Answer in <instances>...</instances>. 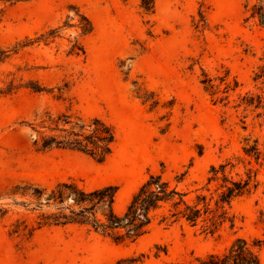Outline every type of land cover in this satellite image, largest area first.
Returning <instances> with one entry per match:
<instances>
[{"label":"rangeland","instance_id":"1","mask_svg":"<svg viewBox=\"0 0 264 264\" xmlns=\"http://www.w3.org/2000/svg\"><path fill=\"white\" fill-rule=\"evenodd\" d=\"M259 3L0 0V264H170L238 237L264 239V24L250 17ZM62 113L110 125L111 153L98 162L35 144L37 130L49 133L42 121ZM251 145L257 156L245 151ZM211 167L250 179L228 209L233 224L214 233L154 222L116 243L86 225L38 227L55 210L44 197L61 181L115 186L121 214L149 174L208 194ZM259 257L264 264V242Z\"/></svg>","mask_w":264,"mask_h":264},{"label":"trees","instance_id":"2","mask_svg":"<svg viewBox=\"0 0 264 264\" xmlns=\"http://www.w3.org/2000/svg\"><path fill=\"white\" fill-rule=\"evenodd\" d=\"M85 23L80 27L83 33L91 30L90 21L85 17ZM250 17H257L264 24V4H253ZM55 30H52L51 36ZM202 83L213 87L210 78L205 77ZM229 89V83L225 84ZM34 91L42 87L32 86ZM41 127L48 130H37L38 138L34 143L41 148H67L80 151L94 160L103 161L112 151L114 132L110 125L98 117L88 121L80 117H72L62 113L57 118L48 119ZM246 152L258 155L255 145L245 148ZM225 167H211V176L207 184L216 182L208 194L195 189L184 191L172 185L161 173L149 174L132 194L124 211L118 214L114 209L116 187L104 185L91 190L78 185L73 179L59 182L44 197L47 204L55 210L41 214L38 227L48 224L65 225L76 223L86 225L93 230L110 237L114 242L135 241L146 234L154 222L172 225L185 221L191 226L203 223L204 229L214 233L233 219L228 209L234 199L247 193L250 189V179H234L225 174ZM35 197L40 200L44 189H34ZM190 192L193 196H189ZM264 239L248 241L238 237L222 251L210 252L204 256H196L186 261H176L170 264H262L259 257V247Z\"/></svg>","mask_w":264,"mask_h":264},{"label":"bare ground","instance_id":"3","mask_svg":"<svg viewBox=\"0 0 264 264\" xmlns=\"http://www.w3.org/2000/svg\"><path fill=\"white\" fill-rule=\"evenodd\" d=\"M115 208H116V209H120V208H121V206H120V205H118V204H115Z\"/></svg>","mask_w":264,"mask_h":264}]
</instances>
